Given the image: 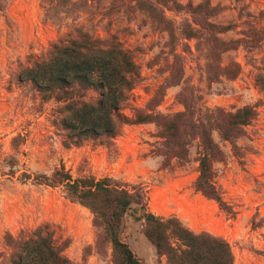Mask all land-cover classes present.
Here are the masks:
<instances>
[{
  "label": "rangeland",
  "instance_id": "rangeland-1",
  "mask_svg": "<svg viewBox=\"0 0 264 264\" xmlns=\"http://www.w3.org/2000/svg\"><path fill=\"white\" fill-rule=\"evenodd\" d=\"M176 2L180 7L157 0H0V264H12L8 234L17 237L40 226L53 232L55 243L69 239L64 254L72 264H115L111 243L98 245L94 213L70 198L64 185L34 179L63 166L74 177L92 174L141 184L148 208L157 216H176L196 233L224 238L234 264H264V0ZM205 2L213 7L205 19L231 25L228 31L202 28L186 6ZM151 4L163 9L175 38L147 7ZM191 29L199 30L196 36L188 37ZM85 33L102 40L103 47L118 43L138 66L140 79L121 104L128 120L137 109L147 110L158 91L162 97L155 111L164 115L185 109L179 98L184 89L200 96L201 119L216 107L257 106L258 116L238 140L242 157L214 132L227 154L215 163V181L235 215L197 190L198 141L192 142L188 161L172 159L169 164L155 122L124 123L112 144L98 137L66 145L68 131L61 123L66 102L43 98L21 71L44 59L56 44ZM211 34L231 44L220 53L219 62H237L236 78L210 73ZM92 95L97 98L99 92L91 91L86 99ZM17 136L21 138L15 147ZM120 237L144 264H169L146 236L144 218L135 209L123 216ZM171 241L182 245L175 238Z\"/></svg>",
  "mask_w": 264,
  "mask_h": 264
},
{
  "label": "trees",
  "instance_id": "trees-1",
  "mask_svg": "<svg viewBox=\"0 0 264 264\" xmlns=\"http://www.w3.org/2000/svg\"><path fill=\"white\" fill-rule=\"evenodd\" d=\"M157 1L163 6L180 7L176 0ZM186 6L202 28L212 33L231 28V25H218L205 19L204 16L213 10L209 2ZM147 7L175 38L171 21L164 18L163 9L153 4ZM196 32L199 30L191 29L187 35L193 37ZM209 39L213 57L209 63L210 73L214 71L217 75L236 78L240 72L237 62L226 65L219 62L220 53L229 50L231 44L214 34ZM101 42L86 33L80 34V39H67L65 43L56 44L44 59L21 71V77L31 81L43 98L66 102L62 109L67 114L61 120L68 131L66 145L98 137L112 144L124 123L155 122L159 127L158 136L162 138V154L169 164L172 159L179 163L188 161L190 146L194 140L198 141L201 152L195 186L235 215L236 211L224 200L215 181V163L224 161L227 154L215 140L214 132L231 144L235 155L242 157L238 140L247 135V126L258 116L257 106L246 104L235 110L216 107L208 110L201 119L200 96L184 89L179 98L185 109L164 115L155 111L162 97L158 91L147 110L137 109L134 118L128 120L121 112V104L129 99L130 91L140 79L138 66L118 43L103 47ZM261 84L264 87L263 79ZM91 91L99 92V95L86 99ZM20 138L13 139L15 147ZM24 175L28 179L32 177L31 173L24 172ZM34 179L48 185H64L70 198L94 213V224L100 229L98 245L111 243L115 264H144L120 237L123 216L130 209H135L139 218H144L146 236L158 254L167 257L169 264H234L231 246L224 238L205 231L196 233L176 216L164 218L151 212L147 191L141 184L123 183L110 176L96 178L92 174L74 177L64 166L56 168L50 175L36 174ZM45 228L40 226L32 233L22 231L17 237L7 235V244L13 249L12 264H72L64 254L69 239L55 243L53 232ZM172 238L180 241L181 247L175 246Z\"/></svg>",
  "mask_w": 264,
  "mask_h": 264
}]
</instances>
